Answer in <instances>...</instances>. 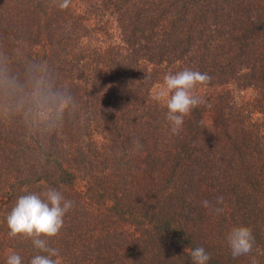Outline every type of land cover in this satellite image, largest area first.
<instances>
[{
  "label": "trees",
  "instance_id": "1",
  "mask_svg": "<svg viewBox=\"0 0 264 264\" xmlns=\"http://www.w3.org/2000/svg\"><path fill=\"white\" fill-rule=\"evenodd\" d=\"M59 2L0 0V48L47 61L78 104L45 141L0 118V264L47 255L6 217L49 188L74 201L44 237L59 264H194L197 247L208 264H264V0ZM185 69L211 79L175 135L153 95ZM238 226L255 243L233 258Z\"/></svg>",
  "mask_w": 264,
  "mask_h": 264
},
{
  "label": "clouds",
  "instance_id": "2",
  "mask_svg": "<svg viewBox=\"0 0 264 264\" xmlns=\"http://www.w3.org/2000/svg\"><path fill=\"white\" fill-rule=\"evenodd\" d=\"M71 0H60L58 7L68 9ZM207 73L185 69L164 77V85L153 95L164 102L171 123V132L178 135L185 116L204 103L194 93L197 84L209 82ZM78 104L71 91L59 84L54 70L47 61L30 58L22 46L11 51L0 48V118L18 121L29 138L45 141L59 135L67 119L75 114ZM134 143L140 147L139 141ZM44 146L43 144L41 145ZM223 196L217 197L216 205L223 204ZM202 206L216 214L224 211L208 200ZM74 201L54 188L42 194L20 196L7 215L10 237L30 238L34 247L47 255H35L30 264H59L56 248L50 247L44 237L58 236L64 226L66 213L72 210ZM233 258L252 252L255 239L250 227H234L227 235ZM194 264H208L211 255L203 248L190 251ZM6 264H22V257L12 253ZM252 264H257L255 257Z\"/></svg>",
  "mask_w": 264,
  "mask_h": 264
}]
</instances>
